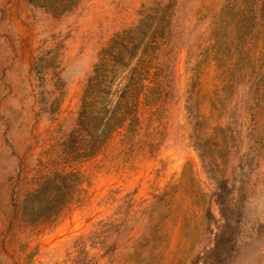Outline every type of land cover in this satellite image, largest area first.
<instances>
[{
  "label": "rangeland",
  "instance_id": "1",
  "mask_svg": "<svg viewBox=\"0 0 264 264\" xmlns=\"http://www.w3.org/2000/svg\"><path fill=\"white\" fill-rule=\"evenodd\" d=\"M151 1L51 14L0 0V264H190L217 199L236 224L213 264H264V0H174L161 99L140 97L94 155L57 158L99 49ZM54 162L79 171L81 192L51 222L28 220L20 201Z\"/></svg>",
  "mask_w": 264,
  "mask_h": 264
},
{
  "label": "trees",
  "instance_id": "2",
  "mask_svg": "<svg viewBox=\"0 0 264 264\" xmlns=\"http://www.w3.org/2000/svg\"><path fill=\"white\" fill-rule=\"evenodd\" d=\"M26 1L51 14H61L78 0ZM173 5L174 0H152L141 7L133 26L114 33L99 49L79 97L75 127L60 142L57 158L74 162L94 155L113 131L126 122H136L140 97L145 101L152 99L153 103L161 99L166 75L156 50L169 26ZM80 176L79 171H63L54 162L21 199V214L28 220L51 222L73 201L74 194L81 192L78 188ZM141 203L143 206L138 211L150 223L154 201L142 200ZM215 204L218 217L209 207L203 210L208 241L190 264H213L222 257L233 238L231 228L236 221L226 216L224 210L228 205L222 199H217ZM98 224L104 228L108 222L99 221ZM147 235L143 233L140 238ZM105 238L106 235H102L97 243L104 246ZM79 239L80 242L89 241L90 234Z\"/></svg>",
  "mask_w": 264,
  "mask_h": 264
}]
</instances>
